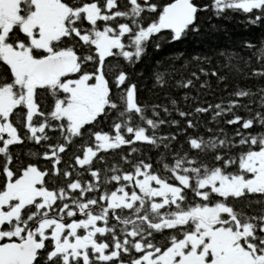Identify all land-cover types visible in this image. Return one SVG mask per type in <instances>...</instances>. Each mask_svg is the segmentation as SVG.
I'll return each instance as SVG.
<instances>
[{"label": "snow or ice", "instance_id": "snow-or-ice-1", "mask_svg": "<svg viewBox=\"0 0 264 264\" xmlns=\"http://www.w3.org/2000/svg\"><path fill=\"white\" fill-rule=\"evenodd\" d=\"M0 264H264V0H0Z\"/></svg>", "mask_w": 264, "mask_h": 264}, {"label": "trees", "instance_id": "trees-1", "mask_svg": "<svg viewBox=\"0 0 264 264\" xmlns=\"http://www.w3.org/2000/svg\"><path fill=\"white\" fill-rule=\"evenodd\" d=\"M213 24H219V31H210L198 41L189 40L185 45H179L180 48H197L198 50H210L213 47L220 48H236L237 43L246 37H258L259 32L246 30L243 23L239 22V18L231 20H213ZM238 50V49H237ZM175 52V47L165 46L159 54L160 58L171 56ZM208 99V97H206Z\"/></svg>", "mask_w": 264, "mask_h": 264}]
</instances>
